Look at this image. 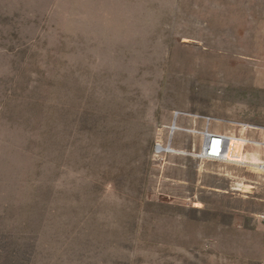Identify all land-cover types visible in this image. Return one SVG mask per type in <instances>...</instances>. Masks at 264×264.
<instances>
[{
    "label": "rangeland",
    "instance_id": "rangeland-1",
    "mask_svg": "<svg viewBox=\"0 0 264 264\" xmlns=\"http://www.w3.org/2000/svg\"><path fill=\"white\" fill-rule=\"evenodd\" d=\"M207 121L264 127V0H0V264H264Z\"/></svg>",
    "mask_w": 264,
    "mask_h": 264
},
{
    "label": "built area",
    "instance_id": "built-area-1",
    "mask_svg": "<svg viewBox=\"0 0 264 264\" xmlns=\"http://www.w3.org/2000/svg\"><path fill=\"white\" fill-rule=\"evenodd\" d=\"M182 115V116H181ZM177 114L175 116V124L178 125V121L183 118H190L189 115L183 116V114ZM188 119V121H190ZM209 121V120H208ZM207 121V122H208ZM264 129V127H263ZM191 132H196L195 130H192ZM228 135H233L231 133L227 132H217L213 127L211 122H208L204 128V131L202 132V138H201V144H200V156L207 161L210 162H222L224 161V152L226 151L227 145H228ZM264 142V139L263 141ZM264 145V143H263ZM264 167V165H263Z\"/></svg>",
    "mask_w": 264,
    "mask_h": 264
},
{
    "label": "bare ground",
    "instance_id": "bare-ground-1",
    "mask_svg": "<svg viewBox=\"0 0 264 264\" xmlns=\"http://www.w3.org/2000/svg\"><path fill=\"white\" fill-rule=\"evenodd\" d=\"M219 123H221V122H219ZM249 129L250 130H261V131L264 132L263 129H259L258 127L242 125V130H241L240 137H239V135H228L227 134L228 145H227L226 151L224 152V157H225L224 158L225 159L224 162L225 163H232V164H235V165H246V166H248L251 169V171L253 173L263 174L264 173V167H263L264 162L255 160L254 158H251L250 154H247V155L243 154L242 156L237 157V156H234L232 154L229 155V152H227V151H229V147L231 146L232 143L234 145H237V144H240V143H245V144H251L252 143L253 145H255L257 147H261L263 145L264 142H262V141H257V140H254L252 138H246L245 137V133L248 132ZM263 147H264V145H263ZM263 147H261V148H263ZM205 161H206V159L204 158L203 159V163ZM206 170H208V169H206ZM207 172H209V170ZM211 172L213 173V171H211ZM249 193H252V192H249Z\"/></svg>",
    "mask_w": 264,
    "mask_h": 264
}]
</instances>
